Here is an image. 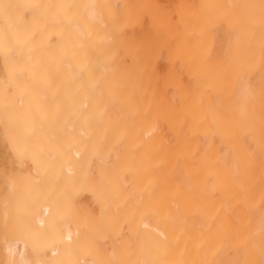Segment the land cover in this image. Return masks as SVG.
I'll use <instances>...</instances> for the list:
<instances>
[{
  "label": "bare ground",
  "instance_id": "1",
  "mask_svg": "<svg viewBox=\"0 0 264 264\" xmlns=\"http://www.w3.org/2000/svg\"><path fill=\"white\" fill-rule=\"evenodd\" d=\"M0 264H264V0H0Z\"/></svg>",
  "mask_w": 264,
  "mask_h": 264
}]
</instances>
